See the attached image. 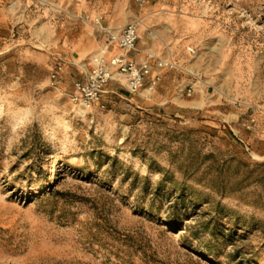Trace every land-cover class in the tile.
<instances>
[{
	"label": "rangeland",
	"instance_id": "rangeland-1",
	"mask_svg": "<svg viewBox=\"0 0 264 264\" xmlns=\"http://www.w3.org/2000/svg\"><path fill=\"white\" fill-rule=\"evenodd\" d=\"M111 6L171 53L84 107ZM0 264H264V0H0Z\"/></svg>",
	"mask_w": 264,
	"mask_h": 264
},
{
	"label": "built area",
	"instance_id": "built-area-1",
	"mask_svg": "<svg viewBox=\"0 0 264 264\" xmlns=\"http://www.w3.org/2000/svg\"><path fill=\"white\" fill-rule=\"evenodd\" d=\"M102 20V16L99 15L91 21L110 43L117 44L124 51L110 57L105 52L98 53L91 57L88 64L82 65L85 77L74 82L70 99L73 103H79L84 107H90L100 101L107 84L113 79L121 77L127 87L134 92L145 85L153 89L160 80L159 74L152 73L150 57L137 61L129 55V52L135 50L139 37L138 21H131L119 29H113L104 25ZM157 66L171 68L174 63L171 60L158 59ZM64 73V63L56 62L51 72V81L58 82Z\"/></svg>",
	"mask_w": 264,
	"mask_h": 264
},
{
	"label": "crops",
	"instance_id": "crops-1",
	"mask_svg": "<svg viewBox=\"0 0 264 264\" xmlns=\"http://www.w3.org/2000/svg\"><path fill=\"white\" fill-rule=\"evenodd\" d=\"M108 9H109V11L106 12L105 15L103 14L105 16V20L108 22V24H110L116 28L117 27L120 28V27L124 26L128 22L133 21V19H136L139 17L144 18V16L147 15V13L143 7L142 8L140 7L139 9H128V8H126V10H125V8H123V9L119 8L118 9L117 6H111ZM147 9L152 11L154 9V7L150 6ZM125 11L127 12L125 17L123 19H120L119 16L124 14ZM150 22L154 23L155 19H152ZM155 27L159 33V39L161 41L158 43H161L164 46L167 45V48L170 49V40H171V32H172L170 30V24L168 25V23L165 20L163 21L160 19V20H157ZM140 31L142 32V33H140V35L142 36L141 40L139 41V43L137 45V50L132 53V55L135 57V59L136 60H143L146 57H148L150 54H158L159 52L163 54L162 51H158L156 49L155 42L145 40L143 30H140ZM92 40H93V42H92L91 46L94 47V49L98 48L99 46H101V44H103L102 40H96L95 38ZM171 42H173V41H171ZM82 48H83V46L79 45L77 47V52H80ZM112 50H113L112 52H119L120 51V49H118V48H115ZM166 53H168V52L165 51V53L163 55L166 56L167 55ZM169 53H171V52H169ZM158 70L159 69L156 68L155 72H157ZM166 74H168V73H166ZM107 85H108L107 86L108 91H110L112 93L117 92V86L114 84V81L109 82ZM145 90H147V89L142 88L136 94V96L142 102V104H143L144 98H145ZM142 104L140 103L138 106L141 107Z\"/></svg>",
	"mask_w": 264,
	"mask_h": 264
}]
</instances>
